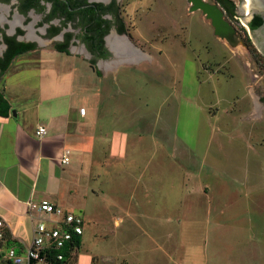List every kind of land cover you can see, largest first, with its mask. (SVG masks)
Listing matches in <instances>:
<instances>
[{"label":"rangeland","instance_id":"obj_1","mask_svg":"<svg viewBox=\"0 0 264 264\" xmlns=\"http://www.w3.org/2000/svg\"><path fill=\"white\" fill-rule=\"evenodd\" d=\"M202 1L215 5L226 19L215 0ZM241 1L232 0L236 17ZM121 2L129 42L147 59L118 69L112 63L99 62L93 75L79 47L77 55L44 56V60L61 66L66 84L71 78L66 72L76 64L75 87L79 88L75 94L80 98L85 86L78 79H84L86 71L93 85V96L88 98L102 106L109 96L110 104L137 111L156 123L153 134L160 143L164 142L162 135L172 140L174 148L170 146L166 152L141 148V164L130 165L129 173L121 178L138 176V190L152 189V199L168 206L182 191L188 192L185 204L195 211L190 217L209 221L201 226L202 235L207 234L201 249L206 264H264V110L258 117L252 100L264 98V66L245 54L246 46L238 36L236 42L232 37L230 41L218 37L211 20L201 10L192 11L186 0ZM232 20L237 22L232 27L238 35H246L240 20ZM44 44L53 50L52 45ZM23 60L36 63L43 59L26 55ZM21 62L25 61L15 64ZM34 65L38 64L12 78L22 76L33 88L51 77L45 73L40 78ZM163 128L166 133L161 132ZM115 178L119 177L109 181ZM117 183L106 181L103 186L114 191L119 188ZM94 184L101 187L100 181ZM120 187L131 189V182ZM208 215L222 218L218 231ZM217 234L221 236L217 238Z\"/></svg>","mask_w":264,"mask_h":264},{"label":"crops","instance_id":"obj_2","mask_svg":"<svg viewBox=\"0 0 264 264\" xmlns=\"http://www.w3.org/2000/svg\"><path fill=\"white\" fill-rule=\"evenodd\" d=\"M119 39L137 57L124 58L126 48H115L117 59L112 64L116 69L148 58L126 36ZM46 48L17 56L0 75V93L9 105L8 113L0 114V219L17 250L30 244L33 225L40 217L36 215L31 221L26 203L48 201L83 218L73 264H206L202 250L207 234L202 235L201 226L209 221L190 217L195 211L185 204L186 199L189 202L188 192L182 191L168 206L152 199V189L138 190V176L132 178L135 183L131 177L121 178V174L129 173L130 165L141 164V148L157 147L166 152L170 146L174 148L172 140L162 135L164 142L160 143L153 134L158 129L156 123L151 124L137 111H123L118 104H110L109 96L102 106L88 98L93 96V85L86 71L84 79H78V84L85 86L84 98H80L75 94L79 88L74 78L77 65L68 68L66 73L71 78L67 84L62 82L65 72L61 66L47 62L44 56L59 58L64 54ZM26 55H39L43 60L26 62ZM19 60L25 62L18 68L15 63ZM33 64H38L34 68L39 69L40 78L45 73L51 77L33 88L22 76L12 78L16 73L29 72ZM89 69L93 75V68ZM254 101L260 117L261 108ZM81 108L85 109L83 115ZM39 127L45 129L42 136L36 134ZM66 150L69 163L64 165L61 158ZM115 176L119 178L109 181ZM95 181H100V188ZM106 181L118 182L115 187L119 188L107 191L103 186ZM130 182L131 189L120 187ZM221 219L211 218V223L218 225L215 232Z\"/></svg>","mask_w":264,"mask_h":264},{"label":"flooded vegetation","instance_id":"obj_3","mask_svg":"<svg viewBox=\"0 0 264 264\" xmlns=\"http://www.w3.org/2000/svg\"><path fill=\"white\" fill-rule=\"evenodd\" d=\"M121 1L123 0H0V59H4V54L9 51L29 46L31 49L23 53L25 54L45 46L44 43H49L55 52L65 56H71L72 53L77 55L76 50L79 47L86 55L88 66L93 69L99 62L114 63L117 55L113 50L119 38L129 36L125 20L121 16ZM186 1L190 3V9L195 11L193 0ZM221 9L226 16L224 21L231 29L232 42L239 38L238 40L246 46L245 54L252 58L256 65L264 66V45L261 44L264 40V30L261 14L251 12L247 18L248 26H245L246 35L242 33L241 38L232 27L234 23L237 25L232 19L238 18L222 7ZM240 16L244 18L245 15L242 13ZM256 17L261 19V24L251 29V25L257 21ZM96 22H101V25L94 29ZM96 33L102 36V47L98 49H95V43L87 38ZM255 41L261 45L260 48ZM122 56L129 58L125 54ZM255 100L259 104L258 109L264 110V98L257 97Z\"/></svg>","mask_w":264,"mask_h":264},{"label":"built area","instance_id":"obj_4","mask_svg":"<svg viewBox=\"0 0 264 264\" xmlns=\"http://www.w3.org/2000/svg\"><path fill=\"white\" fill-rule=\"evenodd\" d=\"M80 114L85 109L79 110ZM36 134L42 136L45 129L39 127ZM69 163V151L66 150L61 158V164ZM29 218L34 220L40 216L32 228V239L23 250L6 244V227L0 219V264H52L64 259L60 253L65 245L79 238L83 233V218L75 213L63 211L48 201L35 203L28 201L25 205ZM75 249V248H74Z\"/></svg>","mask_w":264,"mask_h":264},{"label":"trees","instance_id":"obj_5","mask_svg":"<svg viewBox=\"0 0 264 264\" xmlns=\"http://www.w3.org/2000/svg\"><path fill=\"white\" fill-rule=\"evenodd\" d=\"M215 2H217L230 15L234 14L235 6L232 0H215ZM256 20H257L256 23L251 25V29H254V27H257L258 25L261 24L260 18L256 17ZM100 25H101V22H96V24L94 25V29L95 27L97 28ZM87 38L90 41L92 40L95 43L94 45L95 49L102 47V36L100 34L96 33L93 37H87ZM28 47L29 46L23 49L16 50V51H9L7 54H4V59H0V75L7 69V67L13 61L14 58H16L19 55H22L24 52L31 49L30 47L29 48ZM8 111H9V105L4 99L2 93H0V114H7ZM5 237H6L7 246L16 245V243L10 239L7 232H5ZM79 243L80 241L78 240V238H74L73 242H69L68 244H66L64 249L60 251V253L64 255V259L60 262H56L55 264H73L72 261L74 259L75 253L79 249ZM49 262L50 264L53 263L52 260Z\"/></svg>","mask_w":264,"mask_h":264},{"label":"water","instance_id":"obj_6","mask_svg":"<svg viewBox=\"0 0 264 264\" xmlns=\"http://www.w3.org/2000/svg\"><path fill=\"white\" fill-rule=\"evenodd\" d=\"M193 5V10H201L206 15V17L211 20L214 32L218 37L229 41L231 40V29H229L225 21L222 19L223 13L217 9L215 5H210L200 0L195 2L193 0ZM251 12L261 14L263 17L262 29L264 30V0L241 1V4L237 10V17L244 26H248L247 18L250 16ZM242 13L245 15L244 18H241L240 16ZM255 44L260 48L261 45H258L256 41ZM261 44L264 45V40Z\"/></svg>","mask_w":264,"mask_h":264},{"label":"bare ground","instance_id":"obj_7","mask_svg":"<svg viewBox=\"0 0 264 264\" xmlns=\"http://www.w3.org/2000/svg\"><path fill=\"white\" fill-rule=\"evenodd\" d=\"M119 40H122V39H119ZM119 40H118V41H119ZM113 42H114V40H113ZM119 42H120V41H119ZM119 42H118V43H119ZM116 43H117V42H116ZM123 43H124V42H123ZM123 43H121V44H117L116 48H118V49H119V48H121V49L126 48V50H127V51H126V52H127V55L130 56V57H133V58L135 57V58H136L137 56L133 55L131 52L129 53V50L127 49L128 47L126 46V44H123ZM113 45H114V44H113ZM132 50H133V49H132ZM120 52H121V51H120Z\"/></svg>","mask_w":264,"mask_h":264}]
</instances>
